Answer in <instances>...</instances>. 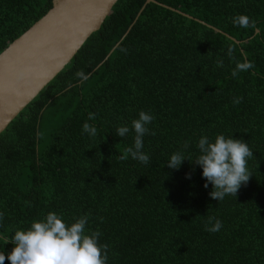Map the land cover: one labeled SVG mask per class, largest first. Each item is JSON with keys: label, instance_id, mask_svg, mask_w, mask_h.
Masks as SVG:
<instances>
[{"label": "trees", "instance_id": "16d2710c", "mask_svg": "<svg viewBox=\"0 0 264 264\" xmlns=\"http://www.w3.org/2000/svg\"><path fill=\"white\" fill-rule=\"evenodd\" d=\"M145 1L117 0L0 133V234L48 211L67 222L90 213L107 264H264V0ZM51 6L0 0V53ZM245 60L254 67L232 76ZM140 110L155 117V134L143 138L147 165L121 158L134 133L115 135ZM85 122L95 137L82 134ZM218 133L244 139L254 155L247 183L222 201L194 162L164 164L186 141L194 159L200 135ZM209 217L220 231L205 230ZM12 247L0 242V251Z\"/></svg>", "mask_w": 264, "mask_h": 264}, {"label": "clouds", "instance_id": "9594fccd", "mask_svg": "<svg viewBox=\"0 0 264 264\" xmlns=\"http://www.w3.org/2000/svg\"><path fill=\"white\" fill-rule=\"evenodd\" d=\"M233 22L239 26H247L246 16H236ZM231 49H229V54ZM217 66H222V61H217ZM251 61L237 62L232 76L238 72L253 68ZM77 76L84 79L83 73ZM240 97H234L233 103H240ZM90 114L89 119H92ZM155 119L150 111L140 110L136 118L128 124L118 125L115 135L123 138L134 133L132 145L125 149L126 156L132 160L147 165L150 156L143 151V138L147 134H155L148 126ZM82 134L90 137L97 135V128L88 122L82 125ZM188 148L186 141L181 149L169 154L164 164L169 169H179L182 162L187 159L198 165L202 171L201 176L205 179L204 187L211 184L208 193L211 198L222 201L226 195L236 196L242 184H246L252 175L248 168V161L252 158L253 150L242 138H234L218 133L214 138L200 135L196 141L198 154L194 159H189L185 149ZM190 179V173H186ZM3 214L0 213V218ZM89 214H81L73 217L71 222L65 221L64 217L55 211H48L42 218L34 219L27 228H16L10 236L0 234L2 245L11 242V251H0V264H4L5 257L10 264H107L108 245L101 243L99 230H89ZM102 219V218H101ZM223 222L217 217H209L205 224V230L211 233L220 231Z\"/></svg>", "mask_w": 264, "mask_h": 264}, {"label": "water", "instance_id": "95a60500", "mask_svg": "<svg viewBox=\"0 0 264 264\" xmlns=\"http://www.w3.org/2000/svg\"><path fill=\"white\" fill-rule=\"evenodd\" d=\"M116 1L52 0L51 8L0 53V133L100 28ZM149 2L156 1L144 5Z\"/></svg>", "mask_w": 264, "mask_h": 264}]
</instances>
